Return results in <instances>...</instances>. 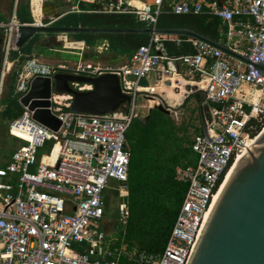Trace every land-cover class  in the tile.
I'll return each mask as SVG.
<instances>
[{"label":"built area","instance_id":"built-area-1","mask_svg":"<svg viewBox=\"0 0 264 264\" xmlns=\"http://www.w3.org/2000/svg\"><path fill=\"white\" fill-rule=\"evenodd\" d=\"M67 13L131 15L137 23L156 28L164 14H207L226 25L227 47L249 59H234L198 40H189L192 54L169 55L172 36L150 35L125 65L58 63L49 65L26 58L16 70L15 94L23 112L7 122L6 135L18 144L5 166H0V264H188L227 174L244 150L264 129V77L253 63L264 64V0L214 2H174L166 0H63ZM88 7V8H82ZM23 25L44 26L41 21L21 24L12 15L0 22L3 31V64L0 72V102L5 80L16 61V38ZM78 50L85 47L78 42ZM104 47L106 45L104 44ZM179 61L192 78H198L208 118L206 134H197L191 143L197 156L194 166L177 167L176 179L186 184V192L175 222L160 253H147L121 244L113 246L103 227L104 191L109 180L117 182L118 222L124 226L129 212L128 170L130 151L126 139L137 117L138 97L154 99L155 87L141 80L160 70L173 75L165 62ZM118 77L121 92L130 98L125 110L89 115L71 110L73 96L51 89L48 108L60 122L54 132L34 119V111L20 100L35 78L70 74L96 78L104 74ZM76 91H91L92 85L71 84ZM154 100H158L155 98ZM50 147V149H49ZM39 150L46 154L38 157ZM121 193V194H120Z\"/></svg>","mask_w":264,"mask_h":264},{"label":"trees","instance_id":"trees-1","mask_svg":"<svg viewBox=\"0 0 264 264\" xmlns=\"http://www.w3.org/2000/svg\"><path fill=\"white\" fill-rule=\"evenodd\" d=\"M16 19L21 24H31L29 0H18ZM5 18L0 17V22ZM59 27H104L140 28L131 15H105L90 13H67L53 22ZM159 28H187L213 41L220 40L221 22L206 16L165 15L159 18ZM0 32H3L0 29ZM42 34L34 35L22 48L12 51L11 61L20 65L33 51L34 45ZM50 35V34H49ZM75 42L83 41L87 47L107 43V52L115 59H129L136 50L149 41L150 35L144 34H69ZM176 39L185 40V37ZM170 56L179 57L194 53L190 43L181 42L178 46L166 43ZM1 47V45H0ZM0 72L2 51L0 49ZM5 83L1 98L0 118L9 122L21 116L23 109L15 94L16 68L11 71ZM6 78V79H7ZM197 99V95H192ZM184 107V106H181ZM124 109V106L120 108ZM130 151L128 170V196L126 198L129 216L120 228L113 246L121 244L137 248L147 253H160L165 247L168 235L182 204L186 184L176 179L177 167L194 166L197 156L192 152L191 139L184 125H177L170 115L151 109L147 120L135 118L126 133ZM50 149V147H49ZM118 264H133L121 259Z\"/></svg>","mask_w":264,"mask_h":264},{"label":"water","instance_id":"water-1","mask_svg":"<svg viewBox=\"0 0 264 264\" xmlns=\"http://www.w3.org/2000/svg\"><path fill=\"white\" fill-rule=\"evenodd\" d=\"M41 10L42 19L48 16L52 22L44 26H21L16 38L17 49L26 45L36 34L177 36L198 40L234 59L250 64L247 57L187 28L59 27L54 26L53 22L67 14V11L57 12L55 6L50 5L51 11L47 12L45 4H42ZM252 66L258 75L264 77L263 63H253ZM71 84H88L92 85L93 89L80 92L74 90ZM52 87L58 94L72 95L71 110L80 114L103 115L115 112L130 102V98L121 92L119 79L114 74H104L96 78L57 74L53 82L49 78H35L28 94L20 103L34 111L33 117L36 121L54 132L59 130L61 122L48 109ZM155 98L158 99L157 95ZM196 102L203 134H206L208 106L203 104L204 97H200ZM151 109H158L168 115L172 111L164 101L150 107L148 112ZM147 117L144 118L145 121ZM240 150L242 155L239 164L214 203L188 264H264V129L248 148ZM117 228L119 224L116 225Z\"/></svg>","mask_w":264,"mask_h":264},{"label":"rangeland","instance_id":"rangeland-1","mask_svg":"<svg viewBox=\"0 0 264 264\" xmlns=\"http://www.w3.org/2000/svg\"><path fill=\"white\" fill-rule=\"evenodd\" d=\"M16 4H17L16 0L13 1L12 5L10 4L9 11L5 13V19H6L5 22L9 17H11L10 14L13 13ZM41 4L46 5L47 12L51 11L49 10L50 5H53L56 8L58 7V9L55 10L57 12L63 13L64 11L61 9H65L61 0H42ZM82 8H88V7H82ZM41 14H42V10H41ZM31 16H32V12H31ZM32 19H33V23H35V19L33 16ZM40 21L43 24H49L52 22L48 16L44 20L42 19V17H40ZM2 39H3V35H2ZM0 45H1L0 49L2 51L3 42H1ZM78 48H79L78 42L72 41V39L66 35L42 34L38 39L37 43L34 45L32 54L29 56V58H35L38 61L49 65H56L58 63H66L69 65L95 63L100 66L115 67L116 65L124 62L122 59H118V60L115 59L109 52L104 50L105 49L104 43L103 44L99 43L95 46H89V47L85 45L84 49L82 50H78ZM100 49L102 51H100ZM20 65L16 62L13 67L14 70L15 68L16 70H18L20 68ZM8 81L9 79L7 78L5 80V83L7 84ZM152 82L153 80H148L149 84H152ZM4 91H5V86H3V93ZM192 91L193 90H189V93H191ZM157 97H159V100L161 99L160 95H157ZM185 102L186 103L184 104L183 110L182 111L173 110L174 113H171V118L176 124L184 125L187 136L189 137V139H192L195 134H203V129L199 119L198 103L196 102L195 98L189 97V99H187ZM157 103L160 104V102ZM148 105L152 107L155 105V103H153L152 99L150 98L143 100L141 96L138 97V99L136 100V111L138 114H140V117H142L141 115L143 114H145L146 116V113L148 112L149 109V107H147ZM6 128H7V123L0 118V162L5 164L8 163V161L10 160L13 151L12 149L16 147L18 144H23L22 142H19L20 140L17 138H10L7 135L5 136ZM41 154H46V153L44 150H39L38 157ZM108 186L109 189H106L104 191L105 215L103 217V222L108 220L114 221L118 218V210H117L118 191L113 190V188L117 189L118 184L116 181L111 179L108 182ZM108 233L110 236H113L110 234L111 231Z\"/></svg>","mask_w":264,"mask_h":264},{"label":"crops","instance_id":"crops-1","mask_svg":"<svg viewBox=\"0 0 264 264\" xmlns=\"http://www.w3.org/2000/svg\"><path fill=\"white\" fill-rule=\"evenodd\" d=\"M13 1L14 0H12L11 2H8V0H0V17L5 18V13L9 11L10 4L12 5ZM29 1H30V8H31L30 11L32 12V16L34 17V19L37 22H40V17H42V14H41V8H42L41 1L42 0H40V1L38 0V3H39L38 7L39 8L36 9V12H35L34 7L32 5V0H29ZM181 1L196 2L198 0H166V4L171 5L174 2H181ZM205 1L214 2V3L217 4V6H220V5H223V4L225 5V4L230 3L232 0H205ZM16 2L18 3V0H16ZM61 2L63 3V6L65 7V9H61V8L60 9L63 10V11H67V9H68L67 3H65L63 0H61ZM16 8H17V4L15 5L13 13L10 14L11 16L12 15L16 16ZM57 9H58V7L57 8L55 7V10H57ZM165 15H173V14H164L162 16H165ZM200 15H206V16L214 17V16L207 15V14H200ZM182 16H186V15H182ZM191 16H194V15H191ZM195 16H198V15H195ZM10 18L11 17H9L6 22H8L10 20ZM214 18H216V17H214ZM220 22H221V27H222L223 30H220V40L217 41V42L226 46L227 45V41H226V25L221 20H220ZM142 27H144V26H142ZM144 28H147V27H144ZM156 28H159V27L156 26ZM2 35H3V32H0L1 39H2ZM172 37H174L175 39L178 38L177 36H172ZM185 38H186L185 40H180V43L181 42H186V43H190L191 44V42H189V40H195V39L188 38V37H185ZM1 42H3V39H2V41H0V44H1ZM168 43H174L176 46H178L180 44V43H176V42H168ZM104 44L106 45L104 50H107V46L108 45L105 42H104ZM100 51H102V50L100 49ZM167 51H168V48H167ZM168 53H169V51H168ZM172 57H174V56H172ZM118 59H122L124 62L116 65L115 67L125 65L130 60V58L128 60L124 59V58H118ZM85 64H88V63H85ZM93 64H95V63H93ZM161 68H163L165 70H169L170 72L173 73V75H169V76H167V75L163 76L162 75L161 76L160 70H158L156 72H151L150 74L147 75L146 78H144L140 82L142 86L155 87L156 95H160L161 96L160 97L161 99L159 100V97H158V100L155 101V104L157 102L164 101L172 109L171 113H174L173 110H175V111H177V110L180 111L181 110L182 111L183 107H181V106H184V104L186 103L185 101L187 99H189V97H192V95H197L198 100H200V97H203V95L201 94V93H203L202 90H201L202 86H201L200 83H198V78H196V77L192 78L188 74L187 68L184 65H182L179 61H176V62H169V61L165 62L162 65ZM148 80H153L152 84H149ZM189 90H193V91L191 93H189ZM198 91H201V92H198ZM2 95H3V90H2V93H1V98H2ZM198 96H200V97H198ZM192 98H194V97H192ZM142 99L146 100L143 97H142ZM203 104L209 106V104L205 103V100H204ZM0 105H1V102H0ZM147 107L150 108V105H148ZM124 110H125V107H124L123 111ZM169 115L171 117V114H169ZM141 116L142 117H140V114H138L137 118H141V119L144 120V118L146 116H148V112L146 113V116H145V114H143ZM5 122L7 123V121H5ZM177 125H182V124H177ZM195 135H197V134H195ZM5 136H6V131H5ZM192 139H191V141H192ZM14 148L12 149L13 151H14ZM13 151H12V153H13ZM5 165H6L5 163H1L0 162V166H5ZM117 200L119 202V196L118 195H117ZM104 211H105V209H104ZM114 221L117 224H119V228L116 229V225L117 224L114 226V224L112 223L113 221H111V220L105 221L103 223V227H104L109 239H116L117 240L118 237L116 236V234H117V232L120 230V228L122 226L118 222V218L116 220H114ZM110 231H111L110 234L113 235V236L109 235L108 232H110Z\"/></svg>","mask_w":264,"mask_h":264},{"label":"bare ground","instance_id":"bare-ground-1","mask_svg":"<svg viewBox=\"0 0 264 264\" xmlns=\"http://www.w3.org/2000/svg\"><path fill=\"white\" fill-rule=\"evenodd\" d=\"M39 1H40V0H39ZM38 4H39V3H38V0H32V5H33V7H34L35 12H36V9L39 8V7H38ZM172 81H173V80H172ZM152 101H153V103H155V100H154V99H152ZM253 141H254V140H253ZM253 141H252V142H253ZM252 142H251V143H252ZM248 146H249V145H248ZM248 146H247V148H248ZM245 149H246V148H245ZM240 159H241V156L236 160V162L234 163V165H233L232 168L230 169L229 173L227 174L226 179H225V181L223 182V184H222V186H221L220 192H219L218 196L216 197V200H217V198L219 197L220 193L222 192L223 188L225 187L227 181L229 180V178H230L231 175L233 174L234 170H235L236 167L238 166ZM216 200H215V202H216ZM210 213H211V211L209 212V215H210ZM209 215H208V217H209ZM208 217H207V218H208Z\"/></svg>","mask_w":264,"mask_h":264},{"label":"flooded vegetation","instance_id":"flooded-vegetation-1","mask_svg":"<svg viewBox=\"0 0 264 264\" xmlns=\"http://www.w3.org/2000/svg\"><path fill=\"white\" fill-rule=\"evenodd\" d=\"M12 0H8V2H11ZM0 41H2V39H1V37H0ZM198 97H200V96H198ZM196 101L198 100V98L197 99H195ZM113 224H114V226L116 225V222L115 221H113L112 222Z\"/></svg>","mask_w":264,"mask_h":264}]
</instances>
